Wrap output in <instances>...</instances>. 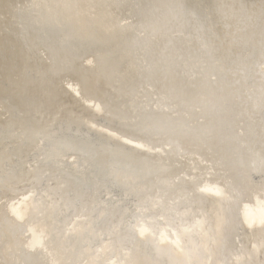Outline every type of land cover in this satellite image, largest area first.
Wrapping results in <instances>:
<instances>
[{"label": "bare ground", "instance_id": "bare-ground-1", "mask_svg": "<svg viewBox=\"0 0 264 264\" xmlns=\"http://www.w3.org/2000/svg\"><path fill=\"white\" fill-rule=\"evenodd\" d=\"M0 264H264V0H0Z\"/></svg>", "mask_w": 264, "mask_h": 264}]
</instances>
